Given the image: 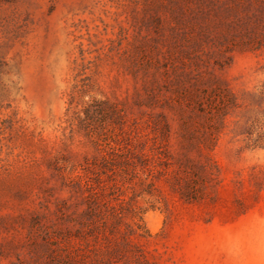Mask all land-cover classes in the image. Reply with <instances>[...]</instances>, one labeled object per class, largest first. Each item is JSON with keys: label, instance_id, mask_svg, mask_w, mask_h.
Here are the masks:
<instances>
[{"label": "rangeland", "instance_id": "1", "mask_svg": "<svg viewBox=\"0 0 264 264\" xmlns=\"http://www.w3.org/2000/svg\"><path fill=\"white\" fill-rule=\"evenodd\" d=\"M245 1L0 0V264H53L55 237L87 208L96 141L150 144L163 120L165 160L193 184L208 176V138L217 165L197 201L163 176L153 195L107 187L142 262L264 264V29L249 37ZM198 71L205 92L191 101ZM102 99L120 119L96 114Z\"/></svg>", "mask_w": 264, "mask_h": 264}, {"label": "trees", "instance_id": "2", "mask_svg": "<svg viewBox=\"0 0 264 264\" xmlns=\"http://www.w3.org/2000/svg\"><path fill=\"white\" fill-rule=\"evenodd\" d=\"M243 5L248 10L255 9L247 15V21L253 23L255 27L254 31L249 33V37L255 39V36L264 29V0H246ZM246 25L241 23L245 33ZM254 47L258 46L254 45ZM218 81L221 83V80ZM195 82L194 89L190 90L189 99L202 101V94L205 91L200 85L207 82L201 71H198ZM91 104L98 106L95 110L96 114H100L104 119L121 118L120 109L108 99L94 100ZM88 116L90 119L95 115L88 114ZM163 121L160 130L159 126L155 127V130H159L162 134V138L159 140L156 135L150 144L140 139L125 141L119 138L118 133L108 135L107 132L101 142L96 141L100 154L91 162L87 160V165L84 167L89 177L84 184L88 193L87 208L82 216L74 219L77 224L74 231L69 229L65 230V233L61 231L55 237L54 254L50 259L53 264H131L132 261L136 264L145 263L137 253L140 250L131 239L130 230L122 225L121 211L107 194L108 186L119 187L120 182L122 185L131 183L134 197L144 193L153 195L155 178L163 176L170 187L186 201H197L206 196L204 191L206 183H212L214 180L212 165H217L209 151L215 148L217 140L208 138L198 147L202 158L198 167L199 172L205 171L208 176H205L204 184H193V178L186 164L181 163L174 167L173 162L165 160V158L170 159L172 155L168 150L171 125L167 120ZM87 125H92V122L88 121ZM192 147V144L184 146L187 157H190ZM205 149L208 152H204ZM210 160L213 164H209ZM105 176L107 179L104 178ZM109 181L112 182L111 185ZM138 184L142 186L141 191H137Z\"/></svg>", "mask_w": 264, "mask_h": 264}]
</instances>
